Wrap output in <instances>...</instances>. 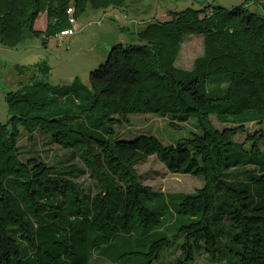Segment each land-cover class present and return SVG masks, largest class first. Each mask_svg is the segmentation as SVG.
<instances>
[{"label":"trees","instance_id":"16d2710c","mask_svg":"<svg viewBox=\"0 0 264 264\" xmlns=\"http://www.w3.org/2000/svg\"><path fill=\"white\" fill-rule=\"evenodd\" d=\"M131 5L0 0V45L15 49L27 36L57 37L72 27L71 8L78 21L90 10ZM42 13L45 33L34 29ZM131 36L133 43L114 47L91 72L88 95L76 82L75 93L62 88L50 97L39 74L7 93L12 118L0 124V264H90L95 257L157 264L174 243L178 264L201 254L210 264H264V132L247 129L264 125V16L246 8H188ZM193 36L202 37L204 52L182 70L177 63ZM58 99L76 110L52 111ZM168 115H192L197 127L167 145L152 135L118 137L117 128L133 117ZM211 117L230 127L217 129ZM238 135H246L244 143L234 141ZM42 140L67 152L71 164L60 162L68 154L50 164L48 152L32 149ZM151 157L203 186L192 194L154 191L136 169ZM119 242L129 247L116 253Z\"/></svg>","mask_w":264,"mask_h":264},{"label":"rangeland","instance_id":"374dc122","mask_svg":"<svg viewBox=\"0 0 264 264\" xmlns=\"http://www.w3.org/2000/svg\"><path fill=\"white\" fill-rule=\"evenodd\" d=\"M218 6L226 11L246 8L248 14L264 16V0H133V5L123 9H116L121 14V19L114 21L109 16H103L105 10H90L84 13L76 23V35L68 37L65 41H58L56 37L45 39L43 37L27 36L24 43L15 49L5 48L0 45V124H7L12 118L6 95L20 85H27L30 77L38 75L45 81L54 93L62 88L78 91L75 83L78 82L80 94L88 95L90 90L89 77L91 72L99 69L108 61L110 51L122 43H133L131 31L134 26H153L157 22L168 19V13L183 11L188 8L202 9L205 6ZM143 24V25H142ZM78 25V26H77ZM127 27L129 29L127 30ZM204 52L202 37H189L186 39L177 66L182 70H191L194 61ZM48 74H46V72ZM44 72V73H42ZM52 101V99H51ZM52 111H75L71 101L50 104ZM77 113L81 110L78 108ZM180 119H184L181 121ZM183 122V123H180ZM212 124L217 129H224L230 125L222 124L217 118L211 117ZM175 123L181 126L175 129L171 126ZM197 127L194 116L168 115L166 117L144 116L133 117L129 124L117 128L118 137L131 139L136 135H152L163 144H171L173 140L185 137ZM249 133H255L260 129L264 132V125H247ZM246 135H238L236 143H244ZM22 144H28L24 138ZM29 145L28 148H30ZM43 152H48V162L55 164L57 160L65 159L68 154L59 147L42 140L39 146L32 147ZM249 151L250 147H246ZM260 150L264 151V140L260 143ZM43 152V154H45ZM240 159L239 156L234 158ZM52 158V159H51ZM236 158V159H237ZM55 159V160H54ZM66 160L60 161L67 163ZM256 159H261L257 156ZM76 162V161H75ZM141 177V182L151 187L156 192L192 194L203 186L204 181L192 175H178L171 173L156 157H151L146 162L136 166ZM82 180V179H81ZM80 181V180H79ZM86 184V183H84ZM124 247L121 242L113 249L116 253L122 252ZM178 244L174 243L157 264H178L176 259L180 255ZM90 264H111L99 257H95ZM192 264H210L208 258L201 254Z\"/></svg>","mask_w":264,"mask_h":264},{"label":"crops","instance_id":"0c3cea01","mask_svg":"<svg viewBox=\"0 0 264 264\" xmlns=\"http://www.w3.org/2000/svg\"><path fill=\"white\" fill-rule=\"evenodd\" d=\"M110 9V8H109ZM109 9L105 10V11H108ZM112 10L110 12H105L103 16H109L111 19H114V21H117L118 19H121V14L120 15L118 14L117 10L114 9V8H111ZM48 23H49V20H48V15L47 13H42L40 14V16L38 17V19L36 20L35 22V26H34V29L36 31H39V32H42V33H45L46 30H47V27H48ZM78 26V25H77ZM76 26H74L75 28ZM139 28V26H134V28L132 29V31L130 33H132L133 31H137ZM76 29V28H75ZM129 29V27H127V30ZM43 37V36H41ZM72 37V36H71ZM40 38V37H39ZM68 38V37H67ZM66 39V38H65ZM64 39V41H65ZM126 43V42H125ZM125 43H122L121 41V44H125Z\"/></svg>","mask_w":264,"mask_h":264},{"label":"built area","instance_id":"2783aa9c","mask_svg":"<svg viewBox=\"0 0 264 264\" xmlns=\"http://www.w3.org/2000/svg\"><path fill=\"white\" fill-rule=\"evenodd\" d=\"M68 12H69V23L71 24L72 27L68 30L61 32L56 37L58 39V41H63L67 37H71V36L76 35V30H75V28H73L77 23V20L73 18L74 10L71 8V9H69Z\"/></svg>","mask_w":264,"mask_h":264}]
</instances>
